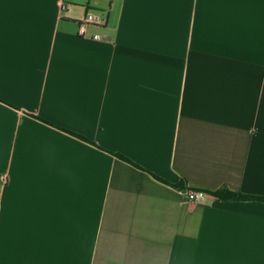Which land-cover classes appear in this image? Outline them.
Returning a JSON list of instances; mask_svg holds the SVG:
<instances>
[{"label": "crops", "instance_id": "obj_1", "mask_svg": "<svg viewBox=\"0 0 264 264\" xmlns=\"http://www.w3.org/2000/svg\"><path fill=\"white\" fill-rule=\"evenodd\" d=\"M224 189L264 196V0H0V264H264Z\"/></svg>", "mask_w": 264, "mask_h": 264}, {"label": "built area", "instance_id": "obj_2", "mask_svg": "<svg viewBox=\"0 0 264 264\" xmlns=\"http://www.w3.org/2000/svg\"><path fill=\"white\" fill-rule=\"evenodd\" d=\"M104 23V16L99 12L88 11L86 12L84 19L81 21L78 27V35L85 36V25H102ZM93 38H102L101 36H91ZM182 193L186 200L190 203H201L206 199L208 193L202 189L184 188Z\"/></svg>", "mask_w": 264, "mask_h": 264}, {"label": "trees", "instance_id": "obj_3", "mask_svg": "<svg viewBox=\"0 0 264 264\" xmlns=\"http://www.w3.org/2000/svg\"><path fill=\"white\" fill-rule=\"evenodd\" d=\"M162 181L167 183V184L172 185L173 187L182 188V190L185 188V185H184V182H183L182 179H180L178 182H176L174 184L168 183L165 180H162ZM212 194H215L217 196L224 197V198H238V199L248 198V199H259V200L264 201V196L238 194V193H234V192L228 191L226 189H224V191L216 190V191L212 192Z\"/></svg>", "mask_w": 264, "mask_h": 264}, {"label": "rangeland", "instance_id": "obj_4", "mask_svg": "<svg viewBox=\"0 0 264 264\" xmlns=\"http://www.w3.org/2000/svg\"><path fill=\"white\" fill-rule=\"evenodd\" d=\"M92 6V5H91ZM91 8H94L93 6ZM92 10H95V9H92ZM96 11V10H95Z\"/></svg>", "mask_w": 264, "mask_h": 264}]
</instances>
